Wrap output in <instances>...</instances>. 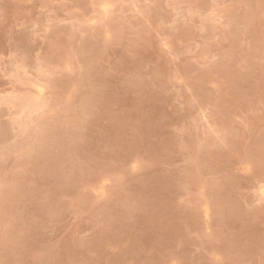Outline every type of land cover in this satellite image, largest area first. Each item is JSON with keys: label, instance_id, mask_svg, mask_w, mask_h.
I'll use <instances>...</instances> for the list:
<instances>
[{"label": "rangeland", "instance_id": "374dc122", "mask_svg": "<svg viewBox=\"0 0 264 264\" xmlns=\"http://www.w3.org/2000/svg\"><path fill=\"white\" fill-rule=\"evenodd\" d=\"M97 1L0 0V264H264V0Z\"/></svg>", "mask_w": 264, "mask_h": 264}, {"label": "bare ground", "instance_id": "6f19581e", "mask_svg": "<svg viewBox=\"0 0 264 264\" xmlns=\"http://www.w3.org/2000/svg\"><path fill=\"white\" fill-rule=\"evenodd\" d=\"M96 4H97V7L96 8H98V13L102 16L101 18H102V20L103 21H105L106 19H108L107 17H109L110 16V13L113 11V7H114V4H115V1L114 0H99V1H97L96 2ZM136 4V3H135ZM94 20V19H93ZM95 21V20H94ZM23 65V64H22ZM18 67V66H17ZM17 67H15V68H17ZM19 69V68H18ZM38 70H39V68H38ZM40 71H42L41 69H40ZM28 75V74H27ZM26 75V77L28 78L29 76H27ZM38 75V78H36V80H35V78H34V80L31 78L30 80H33V81H30V80H28V82H30L29 84L31 85V87H32V91H30L29 93L27 92V93H24V94H22V96H21V98L23 99V103L21 102V104H23L22 105V108L20 109V114H24L26 117H30L32 114H34V113H37L36 114V116L38 115V112L41 110V109H43V108H45V106L47 107L49 104L47 103V102H49V101H47L46 99H45V84L43 85L42 84V80H41V75H43V73H41V74H37ZM40 77V78H39ZM29 85V86H30ZM26 94V95H25ZM11 95V94H10ZM14 95V94H13ZM12 95V96H13ZM19 94H17V95H14L13 97H8V98H16L17 100L18 99H20L19 97L20 96H18ZM17 96H18V98H17ZM7 99V98H6ZM5 99V100H6ZM8 101V100H7ZM20 101V100H19ZM3 102V101H2ZM14 102V101H13ZM41 112V111H40ZM39 112V113H40ZM35 115V114H34ZM41 116H40V114L38 115V118H36L37 120H39V118H40ZM33 120H35L34 118H32ZM32 119H28V120H30V121H32ZM27 120V119H26ZM42 120V119H41ZM29 121V122H30ZM26 122V121H25ZM42 122V121H41ZM23 123V122H22ZM40 123V122H39ZM29 124L30 123H25V125L28 127L29 126ZM23 125V124H22ZM22 125H20V126H22ZM26 126H25V128H26ZM31 126V125H30ZM23 127V126H22ZM21 127V128H22ZM24 128V127H23ZM24 128V129H25ZM23 129V130H24ZM21 149V148H20ZM260 195L261 196H264V187H262L261 189H260ZM205 214L207 215V213H208V209L207 208H205Z\"/></svg>", "mask_w": 264, "mask_h": 264}]
</instances>
